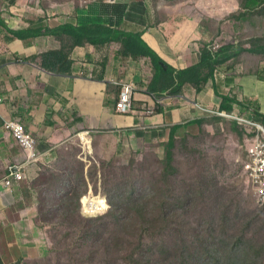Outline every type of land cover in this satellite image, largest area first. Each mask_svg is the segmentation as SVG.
Returning <instances> with one entry per match:
<instances>
[{
    "label": "crops",
    "instance_id": "obj_1",
    "mask_svg": "<svg viewBox=\"0 0 264 264\" xmlns=\"http://www.w3.org/2000/svg\"><path fill=\"white\" fill-rule=\"evenodd\" d=\"M1 1L0 235L4 239L0 251L2 261L13 259L11 249L16 250L18 254L20 248H32L37 252L36 245L30 244L31 237L35 242L34 230L38 232L39 229L34 224L35 206L32 207L31 202L36 200V197L29 181L35 178L41 164L55 158L60 148L67 149L75 144L83 152L90 153L91 148L92 154L97 153L102 158L119 154L118 152L122 155L135 153L145 145H152L157 141L164 143L176 130L178 133L188 132L192 128L199 130V125L189 124L220 115L222 96L231 97L236 89L246 98L254 97L264 112V73L261 75L263 77L245 75L241 72L243 65L239 63L234 68L231 64L219 67L214 73V78H211L200 92L186 85L181 95L163 94L160 98L146 91L148 83L153 79V70L145 59H122L106 51L99 54V51L91 47H84L70 54L74 62L71 74L47 72L40 68L39 60L33 58L41 53L38 40H19L8 31L27 29L28 24L21 18L24 15L19 16L18 10L13 9V6L4 9V1ZM126 1L128 2L125 4ZM126 1L117 0L118 6L115 3L109 5L108 8L118 10L112 20L125 16L130 22L127 23L128 26H146L147 8L143 9L142 6L143 13H135L133 10L130 12L132 0ZM138 2L145 3L137 0V5ZM92 7L95 11L96 7ZM25 9L22 7L23 12ZM122 9H126V12L122 13ZM90 10L93 14L94 11ZM227 10L231 12L234 9L229 7ZM58 18H53V21ZM66 20L67 18L62 17L57 22L63 23ZM68 21L73 23L74 19ZM223 23L225 37L232 35V28L233 35L236 33L234 23L227 20ZM162 28V32L154 27L148 28L143 35V39L162 59L178 69H185L199 62L197 45L200 39H207L203 31L205 29L191 20H185L179 27L164 25ZM259 28V34L264 35V23L259 24ZM187 29L192 32L186 37L185 48L177 54L169 48L170 34ZM211 38L212 36L208 40ZM106 55L108 62L103 68L102 60ZM80 65L82 68H79ZM123 82H134L138 88L133 98L134 111L129 114H120L116 109L120 84ZM147 109H151L152 113L148 114ZM5 121L18 122L34 138L36 161H27V152L17 145L10 132L3 129ZM9 168L11 173L20 168L18 171L23 174V179L20 182L13 181L9 188H5L3 180L9 175ZM8 227L17 228L18 232L28 236H18L19 241H15L16 243L10 241L16 234L7 233Z\"/></svg>",
    "mask_w": 264,
    "mask_h": 264
},
{
    "label": "rangeland",
    "instance_id": "obj_2",
    "mask_svg": "<svg viewBox=\"0 0 264 264\" xmlns=\"http://www.w3.org/2000/svg\"><path fill=\"white\" fill-rule=\"evenodd\" d=\"M81 1L69 0V4L73 6V2L76 5ZM195 1L197 0H177L176 3L193 7ZM24 3L25 0H4V9L13 6V9L18 10L19 16H25L22 11ZM130 3V12L133 10L135 13H141L143 6V9L147 8L150 16L154 17V12L148 3L138 2L137 5V0H132ZM159 4L170 5L164 0H160ZM70 5H68L69 9H72ZM93 8L90 7L92 11H94ZM228 8L227 6L222 7L223 16L225 11L230 13ZM107 9L106 6L99 4L93 14H102ZM25 13L37 16L33 11ZM81 14L86 13L81 12ZM53 15L50 13V18H54ZM256 17L259 24L264 23V14H258ZM61 19L62 17L56 20ZM67 20H73V18L70 16ZM166 20L171 21V19ZM185 20L186 18H179L173 26L179 27ZM48 22L47 20L46 23ZM224 25V23L220 24L221 29ZM191 32L187 29L171 33V38L168 40L169 48L180 54L187 43L186 37ZM231 32L233 33V28ZM231 37L232 35L227 41L232 40ZM247 42L249 40H242V43ZM97 53L100 54V52ZM249 65V63L245 64L241 72H245ZM260 65L264 73V61L260 62ZM243 97L246 100L252 99L249 103L255 102L256 106H259L254 97ZM258 134L262 137L261 131ZM175 137L174 166L179 170V175L171 178L172 180H165L161 170L154 174L155 177L151 175V171H155L158 168L157 165L159 166L165 157L163 144L168 140L164 143L157 141L152 145H145L140 151L127 155H122L120 152L115 155L110 153L112 155H107L105 158L99 157L94 152L92 154L90 145L91 152L88 153L72 144L67 149L60 148L55 158L41 164L35 178L29 181L30 188L36 197L31 205L34 207L36 204V209H38L45 204L48 210L44 209L43 212H46L45 222H48L47 224L42 222L45 226L42 233L34 230L38 258H32V260L45 256L54 257L58 245H56L53 234L58 236L65 232L73 234L71 239H69L70 236L67 237L69 243H73L75 238L86 237L88 229L85 226L86 222L107 214L112 208L109 204L112 200L120 209L107 221L109 227H106L103 242L98 246L100 253L78 251L84 254L81 256L79 253H74L75 260L72 264H121L131 255L157 262L161 254L159 251L149 253L137 248L138 235L135 232L138 230H147L150 234L147 236L154 242H159L157 237L163 238L164 232L168 231L167 239L171 247L194 242L205 246L206 249H215L221 259L232 260L236 258L232 244L250 221L252 225L248 228L249 238L246 236V239L248 242L251 239L252 247L245 253L248 258L245 259L242 256L241 260L246 264H264V202L261 203L255 198L254 188L249 187V180L243 173L246 150L242 146L244 138L242 132L241 140L237 134L226 133L221 125H207L204 126V132L192 128L188 132H177ZM142 164L145 166L144 169L141 167ZM147 177H150V182ZM191 183L194 185L193 188H189ZM189 189H191L192 198L193 196L195 198L193 210L187 206ZM197 189L200 190V194L194 195ZM168 190L177 212L171 223L166 226L168 230L163 232L162 228L165 229V226L158 221L163 214L161 213L163 212V198L160 199V197ZM129 192H134V195L131 196ZM85 195L89 196L84 197ZM218 197L221 201L216 200ZM174 199L177 201L174 202ZM133 201L142 202L133 204ZM233 212L237 213L236 222L231 220ZM37 217V223L43 221L40 214ZM50 222L54 223L53 227L49 224ZM198 228L205 233L199 236ZM109 231L113 234H107ZM7 233L16 234L10 239L13 242L17 241L20 235L26 237L25 234L18 232L17 228L8 227ZM93 241L95 237L90 239V242ZM3 243L4 239L0 235V251ZM154 247L155 244L151 248L154 249ZM13 251L15 250L11 249V252ZM171 251L176 252V249ZM255 252L260 254L258 259L253 257ZM211 256L216 255L211 254ZM171 257L175 258L176 264H180V253L172 254ZM197 258L199 264H211L215 259L211 258L205 262L203 256L201 258L197 256ZM7 262L14 264L11 258Z\"/></svg>",
    "mask_w": 264,
    "mask_h": 264
},
{
    "label": "trees",
    "instance_id": "obj_3",
    "mask_svg": "<svg viewBox=\"0 0 264 264\" xmlns=\"http://www.w3.org/2000/svg\"><path fill=\"white\" fill-rule=\"evenodd\" d=\"M3 1L4 0H2L1 3H3ZM139 1L148 3L151 6L154 17L150 16V12L147 9L145 14V19L148 21L147 25H137L138 28H134L127 25V23L130 22L125 16L112 20L118 10L108 7L111 3H115V5L118 6L119 3L117 0H82L76 5L75 2H73V6L69 4V0H25L24 8L26 9L23 12L25 16L22 19L28 24L27 29L8 31L19 40H38L41 46V53L33 58L39 60L38 65L40 68L53 74H71L74 62L70 58V54L84 47H91L99 52L106 51V53L108 52L122 59H131L134 61L145 59L153 70V79L148 83L146 91L156 98H160L163 94L167 96L181 95L186 85H190L194 87L197 92H200L203 86L211 80V78H214L215 71L225 64H231V67L234 68L237 63L243 66L249 63L250 65L247 70L242 73L245 75H262L260 62L264 61V35L259 34L260 28L256 16L258 14H264V0H197L194 2L193 7L177 4V0H164L170 3L169 6L159 4L160 0ZM99 4L106 6L108 9L99 15L90 13L91 10L89 8L95 6L97 10ZM68 5H70L72 9L69 10L70 7H68ZM223 6L231 7L234 10L230 13L225 11L223 16ZM30 11L35 12L37 16L34 17L31 14L25 13ZM52 12H54V18L65 17L68 19L71 16L74 21L73 23L68 20L63 23L53 21V18H50V13ZM81 12L86 14L83 15ZM123 12L125 13L126 9H122V13ZM179 18H186V21H196L199 27L205 29L203 31L207 35V39H200L197 45L199 62L185 69H178L169 65L143 39V35L148 28L154 27L162 32L164 30L162 26H173L175 21ZM166 19H171V21H167ZM47 20L49 21L48 23H46ZM226 20L235 24L236 33L234 35L232 33V40L230 41L222 40L224 30L221 29L220 24ZM34 25L37 26L34 27ZM211 36L212 38L208 40ZM246 39L249 40V42L242 43V40ZM217 41L221 42L219 48L214 47ZM50 44H52L51 47ZM107 62L108 58L106 55L102 60L103 68H105ZM79 68H82V65H80ZM242 96L244 95L237 89L231 97L222 96L223 101L219 114H224V116H211L208 119L195 121L189 125H199L200 132H204V126L207 125H221L226 133L237 134L240 137L242 132V135H244L243 140L241 137L243 142L242 146H244L246 150L243 173H245L248 178L244 169V165L249 159L248 148L256 138L260 137L256 126L261 125L264 128V112L261 111L260 106H255V102L253 104L249 103V100L252 99L246 100ZM176 133L177 130L169 137L168 142L163 144L165 157H163V161L159 166L157 165L158 168L155 171H151L152 176L155 177L154 174H156L158 170H161V174L165 180H172L171 178H175L179 175V170L174 166ZM240 143L241 141L239 144ZM142 165L141 167L144 169L145 166L144 164ZM147 179L148 182L151 181L150 177H147ZM249 183V187L253 189L252 183L250 181ZM193 187L194 185L191 183L189 188ZM205 187L206 185L204 188ZM129 193H131V196L134 195V192ZM199 194L200 190L197 189L194 195ZM254 195L258 200L255 192ZM80 197H82V195ZM152 197H154V195ZM161 198H163V212H161L163 214L158 221L165 226V229L162 228L164 232L168 230L166 226L171 223L177 209L176 207L174 208L169 190L162 193L160 199ZM205 198L209 200L207 196H205ZM194 199V196L192 198L191 189H189L187 192V206L191 207L192 210ZM145 200L149 201L148 199ZM216 200L221 201L219 197ZM176 201L177 199H174V202ZM140 202L142 201H133L132 203L140 204ZM109 204L112 205V208L107 214L86 222L85 226L88 227L86 237L82 239L75 238L73 243H69L68 240L73 237V234L69 232H65L61 236L53 234V237L56 239V245H58L57 252H54V257L45 256L32 260V258H38V255H36L37 252L32 248L31 250L20 248L19 254L16 250L10 253L14 260L13 263L72 264L75 260L73 258L74 253H100L98 251V246L103 242L102 239L106 227H109L107 221L120 209L112 200L109 201ZM38 209L40 211H38ZM38 209H36L35 204L34 224L39 229L40 233H42L45 227L43 223L47 224L48 222H45L46 212H43V210H48V208H46L44 204ZM167 209L170 210L166 211ZM39 214L43 217V221L37 223L36 219ZM101 220H103V222H101ZM231 220L233 222L238 220L237 213H232ZM81 222L83 223V220ZM49 224H51L52 227L54 226L52 222ZM251 225L252 221H250V223L246 225L245 230L235 238L232 249L236 258L232 260L221 259L219 258L220 256L216 254L217 251H215V249H206L205 246L194 242L171 247L167 239L168 231L164 232L163 238L157 237L159 242H154L151 240L152 238L147 236L150 235L147 230H138L135 232V234L138 235L137 248L149 253L150 251H159L161 253L159 254V260L157 262H151L145 258L139 259L131 255L121 264H176L175 258L173 259L171 257V255L175 253H180V264H199L197 256L199 258L203 256L205 262L211 258H215L211 264H246L245 261L241 260V257L244 256L245 259H247L248 255L245 253L252 247L251 239L249 242L246 239V236L248 237L249 235L248 228L251 227ZM197 231L199 236L205 233L199 228ZM107 234L111 235L113 232L109 231ZM68 236H70L69 239H67ZM93 237H95V241L90 242V239ZM30 244L35 245L34 238L32 237ZM153 244H155L154 249L151 248ZM174 249H176V252L171 251ZM84 253L79 254L83 256ZM211 254L216 256L212 257ZM259 256L260 254L257 252L253 255L255 259H258ZM0 264L9 263L6 260H0Z\"/></svg>",
    "mask_w": 264,
    "mask_h": 264
},
{
    "label": "built area",
    "instance_id": "obj_4",
    "mask_svg": "<svg viewBox=\"0 0 264 264\" xmlns=\"http://www.w3.org/2000/svg\"><path fill=\"white\" fill-rule=\"evenodd\" d=\"M136 91L137 86L133 82H125L121 85V93L116 105L118 113L128 114L133 112V96ZM147 113H152V110L149 109ZM3 128L5 131L10 132L17 145L27 152V161L32 162L37 159L34 138L18 122H5ZM256 128L258 132H262V137L256 138L250 144L248 148L249 159L245 163L244 169L248 175V180L253 185L258 201L262 203L264 202V128L261 125H257ZM19 169L12 173L10 178L4 180L6 187L11 185L12 180L17 182L22 180L23 174L18 171Z\"/></svg>",
    "mask_w": 264,
    "mask_h": 264
},
{
    "label": "clouds",
    "instance_id": "obj_5",
    "mask_svg": "<svg viewBox=\"0 0 264 264\" xmlns=\"http://www.w3.org/2000/svg\"><path fill=\"white\" fill-rule=\"evenodd\" d=\"M224 35H225V33L222 34V40L227 41L228 38H229V36H228V37H225ZM226 35H228V34H226ZM220 46H221V42H220V41H217V43H216V45H215L214 47H215V48H219ZM79 71H80V70H79ZM77 72H78V71H77ZM81 74H82V72H81ZM81 74H80V75H81ZM123 83H125V82H123ZM123 83H122V84H123ZM133 83H134V82H133ZM122 84H120V93H121V85H122ZM135 85H136V84H135ZM137 91H138V88H137ZM137 91H136V92H137ZM136 92H135V93H136ZM120 93H119V96H120ZM134 95H135V94H134ZM165 95H166V94H165ZM133 98H134V96H133ZM118 100H119V97H118ZM116 105H117V104H116ZM133 108H134V99H133ZM148 110H149V109H147V111H148ZM150 110H151V109H150ZM133 111H134V109H133ZM130 113H131V112H130ZM120 114H121V113H120ZM128 114H129V113H128ZM220 115H221V114H220ZM222 115L224 116V114H222ZM5 122H8V121H5ZM15 122H16V121H15ZM3 125H4V124H3ZM3 129H4V128H3ZM80 138H81V137H80ZM81 141H83V139H82ZM249 146H250V145H249ZM35 161H36V160H35ZM17 169H18V168H17ZM17 169H16V171H17ZM16 171H14V172H12V173H15ZM12 173H11V168H9V175H8L6 178H10ZM6 178H5V179H6ZM5 179H4V180H5ZM22 179H23V178H22ZM4 180H3V184H4ZM13 181H14V180H12L11 183H12ZM16 182H17V181H16ZM10 186H11V185H10ZM10 186H9V187H10ZM4 187H5V188H9V187H6L5 185H4ZM91 194H92V192H91ZM87 196H89V195H86V196H84V197H87Z\"/></svg>",
    "mask_w": 264,
    "mask_h": 264
}]
</instances>
